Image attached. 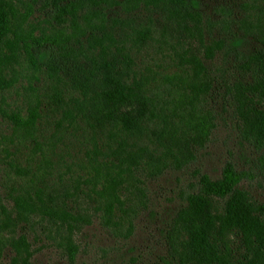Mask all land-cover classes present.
<instances>
[{
    "label": "rangeland",
    "instance_id": "rangeland-1",
    "mask_svg": "<svg viewBox=\"0 0 264 264\" xmlns=\"http://www.w3.org/2000/svg\"><path fill=\"white\" fill-rule=\"evenodd\" d=\"M145 1L6 0L13 12L0 89V264H263L229 205L242 191L264 226V98L252 87L250 61L260 51L254 34L264 30V0H189L201 14L192 39ZM32 39L43 42L33 49L38 68L23 53ZM184 46L191 49L181 59ZM190 53L205 67L194 80L204 87L194 95L198 111L214 116L201 121L208 134L181 164L166 141L180 125L195 130L189 115L178 119V78L196 71ZM84 71L109 73L126 90V108L145 110L141 134L124 136L126 150L113 120L123 104L112 97L101 108L102 83L82 93L65 82ZM192 224L215 253L182 263L172 245L180 250Z\"/></svg>",
    "mask_w": 264,
    "mask_h": 264
},
{
    "label": "trees",
    "instance_id": "trees-1",
    "mask_svg": "<svg viewBox=\"0 0 264 264\" xmlns=\"http://www.w3.org/2000/svg\"><path fill=\"white\" fill-rule=\"evenodd\" d=\"M82 2L83 0H79ZM142 1V0H140ZM146 2V1H145ZM146 9H153L158 10V12L153 13H160V14H150L147 16V18L150 20L151 16H157V19H163L168 26H171V29H173L176 33L179 34H185L187 38L192 39L193 38V31H198L200 33V13L197 11H194V8L190 4L189 0H147L145 3ZM13 10L9 9L8 3L6 0H0V89L4 87V82L6 81V64L4 67V63H6V57L8 56L7 48L9 49V45L7 42V29L8 25L11 22V13ZM69 11L62 10L59 16L66 15ZM78 20H81L84 22V18H79ZM109 20V19H108ZM116 18H112L111 20V26H109V23L106 24L109 28H111V32L114 29V25L116 22ZM58 23V20H57ZM88 24V23H86ZM42 32L44 35L47 36V31L42 29ZM141 33L144 32L145 34H151V27L150 26H140ZM113 35L104 36L101 34V37L103 41H108L110 38H112ZM256 42L260 46V51L257 53L256 59L250 58V61L253 62V70H252V87L257 90V92L264 98V30H259L257 33L254 34ZM50 40L54 43V39ZM54 40V41H53ZM33 41L36 43L34 44ZM29 43H32L29 45ZM43 42L38 41L35 39H32L30 42H26L24 44V50L23 53H25V56L29 58L33 64V66L36 68L39 67V60L41 58L40 52H38L35 56L33 54V49H37L38 51H41ZM105 45V44H103ZM191 46L190 44H188ZM217 48V46H215ZM187 46H184L183 52L181 54V59L185 58L186 55H189V50ZM207 49V48H206ZM107 50V48H105ZM208 51L212 52V48L207 49ZM205 50V51H207ZM60 54H63L65 50H58ZM72 52H74V49H71ZM207 51V53H208ZM16 52H14L13 56ZM22 54V51L19 52V55ZM191 54V53H190ZM211 57V56H209ZM191 60L189 61L191 64L192 62L196 65V71L191 68V72H185V74L188 76L187 79L183 77H179L178 81H180V84L184 85L185 88L182 90V93L180 94V107L179 110L182 111L183 114H178V119L184 116L185 119H188L191 121L190 127L194 125L195 130L193 131H186L182 125H180V131L179 133H173L168 137V140L166 143L170 146V149H174L177 157V163L184 164L186 163L187 159L190 155V148L192 145L196 144L199 140L203 141L204 137L206 138V135L208 134L206 126L202 127L201 121H211L212 116H214L211 110H208V116H206L204 113V109L201 111H198V104H199V95L194 96L195 93L200 92L204 87L201 84H196L194 81L196 78H199L198 75L202 72L205 67L201 64L199 61V58L197 57V54L192 53L191 56H189ZM57 61L59 62L60 59L57 57ZM93 59V57H92ZM209 59V58H208ZM210 60V59H209ZM94 63L95 60L93 59ZM250 65H252L249 62ZM193 77V81L190 82L188 79L190 77ZM170 78L168 82L171 80ZM65 82H68L71 84V87L74 91H81L84 93L85 91L89 90L91 87L94 88L96 86H100V83L105 86V88L99 89L101 92L103 91V105L101 108L109 107V103H114L115 100H118L116 103L118 106L123 104L124 99V93L125 88L119 87L120 84H114L113 80L109 73H101L99 71H95L92 74H87L85 71L83 72V76L78 77L77 75L72 76L71 78H68V80H65ZM174 79L171 81V85L173 84ZM113 84V86H109L110 84ZM198 83V82H197ZM203 84V83H202ZM207 88L208 86L204 84ZM112 87V88H110ZM116 87V89H115ZM127 88H129L126 85ZM187 87L190 89L188 90ZM240 88V87H239ZM79 89V90H78ZM211 90V89H210ZM243 90V87H242ZM209 91V88H208ZM208 91L205 93L207 94ZM241 93V92H240ZM240 93L235 94L236 99L240 97ZM54 96L60 97L59 92L57 91V87L54 89ZM114 95V96H113ZM114 97V99L112 98ZM203 100V99H201ZM114 104V105H116ZM113 105V104H112ZM143 108V106L141 105ZM144 109H141L140 111L138 108L132 107L126 108L125 104L121 108H117V113L115 116H113V120H115V125L118 129H120L123 137L120 142V146L123 150H126L128 148V144L125 142L124 136L130 137H138L139 134L142 132V124L144 121ZM199 114V115H198ZM201 115V117H199ZM202 115L205 117H202ZM194 122V123H193ZM178 132V130H177ZM131 149L134 147H130ZM162 161L159 159V162ZM157 163V162H156ZM158 168V164L153 166L151 171ZM231 169V168H230ZM229 182H232L234 184L238 183L240 180V176L237 172L229 171L227 176ZM21 197V196H20ZM22 199V197H21ZM31 199V198H30ZM30 201V200H29ZM32 201V199H31ZM18 202V201H17ZM231 205L229 207L232 209V212L238 219V228H240L243 232V237L246 236V242L247 244H250L249 242L254 243V247L258 251V259L262 258L263 264H264V226H260L263 224L262 221H260V216H258L257 210L251 206V204L248 202L246 203V197L245 194L242 191L234 190L232 193V196L230 198ZM17 205L20 207L21 203L18 202ZM205 212L202 211L198 214V216L202 215ZM65 215L67 216V213L65 212ZM201 225V224H200ZM200 225L198 224H192V227H189L186 230V243L181 244L180 250L177 247H174L172 245L171 253L172 258H177L178 256L181 259L182 263H187L189 260L191 261V258L195 256H202L201 262L204 261L206 255L208 253H215V246L212 245V242L209 239V235L206 231L203 229H200ZM245 239V237H244ZM174 240H176V237H174ZM173 240V242H174ZM248 240V241H247ZM22 242L25 244L26 240L23 238ZM19 255H22L21 251H18ZM27 254V252H26ZM216 257V255H215ZM217 258V257H216Z\"/></svg>",
    "mask_w": 264,
    "mask_h": 264
}]
</instances>
